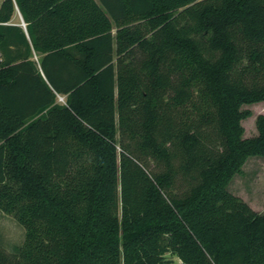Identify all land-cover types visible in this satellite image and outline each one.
<instances>
[{"label": "trees", "instance_id": "obj_1", "mask_svg": "<svg viewBox=\"0 0 264 264\" xmlns=\"http://www.w3.org/2000/svg\"><path fill=\"white\" fill-rule=\"evenodd\" d=\"M0 55V210L26 230L0 264H264L229 190L264 158V0H2Z\"/></svg>", "mask_w": 264, "mask_h": 264}, {"label": "rangeland", "instance_id": "obj_2", "mask_svg": "<svg viewBox=\"0 0 264 264\" xmlns=\"http://www.w3.org/2000/svg\"><path fill=\"white\" fill-rule=\"evenodd\" d=\"M1 3V0H0ZM14 22H20L21 17L17 13L13 19ZM243 109H249L251 116L243 120L245 128V138L253 137L258 134L256 126L257 117L264 114V101L243 106ZM161 165L153 160L150 162V170H162ZM242 174L236 175L229 185V190L235 195L244 199L255 211L264 213V158L251 157L247 160ZM178 193H182L188 187L187 180L179 176ZM25 228L13 215L6 214L0 210V244L9 252H14L21 246L25 239ZM167 258L172 261L170 264H179L177 256L168 255Z\"/></svg>", "mask_w": 264, "mask_h": 264}, {"label": "built area", "instance_id": "obj_3", "mask_svg": "<svg viewBox=\"0 0 264 264\" xmlns=\"http://www.w3.org/2000/svg\"><path fill=\"white\" fill-rule=\"evenodd\" d=\"M21 24H22V26H23V27H25V26H26V24H25L23 21H22V23H21ZM1 60H2V58H1V55H0V61H1ZM60 100H61L62 102H65V100H64V98H63V97H61V98H60Z\"/></svg>", "mask_w": 264, "mask_h": 264}, {"label": "crops", "instance_id": "obj_4", "mask_svg": "<svg viewBox=\"0 0 264 264\" xmlns=\"http://www.w3.org/2000/svg\"><path fill=\"white\" fill-rule=\"evenodd\" d=\"M1 2H2V0H1Z\"/></svg>", "mask_w": 264, "mask_h": 264}]
</instances>
